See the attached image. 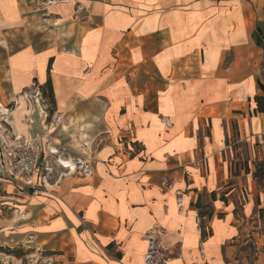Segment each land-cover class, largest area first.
Returning a JSON list of instances; mask_svg holds the SVG:
<instances>
[{"label": "crops", "instance_id": "1", "mask_svg": "<svg viewBox=\"0 0 264 264\" xmlns=\"http://www.w3.org/2000/svg\"><path fill=\"white\" fill-rule=\"evenodd\" d=\"M37 1L0 3V27ZM47 1L64 46L0 47L8 141L37 140L20 232L44 262L234 264L251 235L242 262L264 264V190L235 154L257 142L264 158V0ZM47 78L50 112L36 98Z\"/></svg>", "mask_w": 264, "mask_h": 264}, {"label": "rangeland", "instance_id": "2", "mask_svg": "<svg viewBox=\"0 0 264 264\" xmlns=\"http://www.w3.org/2000/svg\"><path fill=\"white\" fill-rule=\"evenodd\" d=\"M41 1H43V3ZM159 1L160 0H154L155 3H159ZM8 2L9 0H0V3H5L4 6H8ZM37 2L41 3H19L20 11L23 14V22L21 24L14 25L12 28L3 29L0 27V47H4L2 48L4 51L10 52L25 45H33L35 48L39 49L55 44L58 46H64V44H66V25H63V23L57 19V15L51 12L50 8L53 3H48L47 0H38ZM139 3L147 2L146 0H139ZM74 7V15L77 16L76 21H81L88 15L87 11L89 9L82 8L79 4H76ZM13 11L14 9L12 8V12ZM0 53L2 54V51H0ZM3 68V59L0 55V71H2ZM48 93L47 87L44 88V90L40 89L37 92L36 98H38L39 102L45 105L50 112L51 103L48 98ZM33 99L35 100L34 97ZM3 107L7 111L10 110V105H4ZM52 121L53 119L51 122ZM11 132L12 129L6 114H1L0 112V264H47L44 262L46 259L42 257L44 250L34 247V244H32L33 235L26 233L22 234L20 232V219L23 217L21 214L23 208L19 206V193L28 190L39 191L37 185L33 187L30 186V188L27 186L29 183L28 181H31V176L37 171V140L15 137L16 143L10 144L8 138ZM20 141L30 142L34 150L35 166L32 173L28 176L19 175L13 167L12 158ZM235 145L237 147L235 154L236 158H238V162L242 163L241 161H246L247 159L254 161L262 159H259L258 155L255 154L257 151V142L254 145V150L251 151L250 154L246 152L247 149L243 142H237ZM41 170L42 169L39 170L38 179L41 177ZM262 229L264 230V227H261L260 231ZM20 234H22V236H20ZM255 239L251 235L246 237L243 236L239 239L240 246L236 248V252L234 253V259L236 260L234 264H243L242 259L244 257L246 259L256 258V255H254V247H256L254 243ZM262 248L264 249V245ZM6 249H9L11 254H8ZM261 252L264 254V250ZM25 253L26 256L22 257V254L24 255ZM150 259H152V257H150ZM147 264H155V262L152 263V260H150Z\"/></svg>", "mask_w": 264, "mask_h": 264}, {"label": "built area", "instance_id": "3", "mask_svg": "<svg viewBox=\"0 0 264 264\" xmlns=\"http://www.w3.org/2000/svg\"><path fill=\"white\" fill-rule=\"evenodd\" d=\"M61 118V114L54 115L52 124L56 125L60 122ZM12 159L13 167L19 175H30L35 166V155L32 144L27 141H20L15 149ZM75 168L80 171L86 172L89 169V164L87 161H78L75 163Z\"/></svg>", "mask_w": 264, "mask_h": 264}, {"label": "trees", "instance_id": "4", "mask_svg": "<svg viewBox=\"0 0 264 264\" xmlns=\"http://www.w3.org/2000/svg\"><path fill=\"white\" fill-rule=\"evenodd\" d=\"M48 88V98L50 103H53V94H52V87H51V81L49 78L45 81V83L41 86V89L44 90V88ZM264 90V88H263ZM255 108L254 110L259 113L264 114V95H254L253 97ZM262 140L264 141V135L262 136ZM241 167L244 169L245 172H249V164L248 161H244V163L241 165ZM252 176L256 180L258 186L263 188L264 190V158L254 161V170L252 171ZM8 254H11V251L9 249H6ZM23 255V254H22Z\"/></svg>", "mask_w": 264, "mask_h": 264}, {"label": "bare ground", "instance_id": "5", "mask_svg": "<svg viewBox=\"0 0 264 264\" xmlns=\"http://www.w3.org/2000/svg\"><path fill=\"white\" fill-rule=\"evenodd\" d=\"M3 111H4V112H7V110H6V109H4V108H3ZM3 111H2V112H3Z\"/></svg>", "mask_w": 264, "mask_h": 264}]
</instances>
